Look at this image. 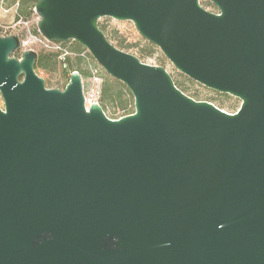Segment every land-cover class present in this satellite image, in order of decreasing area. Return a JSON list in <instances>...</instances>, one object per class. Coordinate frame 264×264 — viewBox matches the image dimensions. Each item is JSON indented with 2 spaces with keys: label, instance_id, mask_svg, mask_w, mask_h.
I'll return each mask as SVG.
<instances>
[{
  "label": "water",
  "instance_id": "water-1",
  "mask_svg": "<svg viewBox=\"0 0 264 264\" xmlns=\"http://www.w3.org/2000/svg\"><path fill=\"white\" fill-rule=\"evenodd\" d=\"M36 0L38 32L83 46L133 97L108 118L74 70L46 88L0 36V264H264V0ZM131 21L228 113L109 42Z\"/></svg>",
  "mask_w": 264,
  "mask_h": 264
},
{
  "label": "rangeland",
  "instance_id": "rangeland-1",
  "mask_svg": "<svg viewBox=\"0 0 264 264\" xmlns=\"http://www.w3.org/2000/svg\"><path fill=\"white\" fill-rule=\"evenodd\" d=\"M199 2L204 9L218 12L210 0H199ZM12 3L13 0L7 2L5 0L0 4V36L13 35L19 39V47L11 54L15 58L19 59L21 53L28 49L34 50L41 56L42 65L34 66V71L44 80L46 88L63 89L70 73L76 70L81 75L83 94L87 103H98L108 118L118 119L134 111L133 97L127 87L108 75L79 43L73 40L60 42V46L69 52L66 69L58 58L55 62L52 61L48 54H55L56 51L44 47L38 41L42 35L37 30L39 16L34 11V0H24L18 7L12 6ZM98 25L103 29L109 42L117 48L135 55L143 63L165 68L174 84L189 97L210 102L228 113H234L239 108L240 99L206 88L179 72L155 44L138 34L131 21L102 17L98 20ZM103 90L104 98L101 100ZM0 106H3L1 95Z\"/></svg>",
  "mask_w": 264,
  "mask_h": 264
},
{
  "label": "built area",
  "instance_id": "built-area-1",
  "mask_svg": "<svg viewBox=\"0 0 264 264\" xmlns=\"http://www.w3.org/2000/svg\"><path fill=\"white\" fill-rule=\"evenodd\" d=\"M5 0H0V4H3ZM19 1L20 0H14V6L18 7L19 5ZM4 12H7L8 10H3ZM39 19V17H38ZM38 41L46 48L51 49V50H55L58 53V59L60 61V63L63 65V67H66V57L68 56L69 52L65 49L62 48L60 45V42H50L48 40H46L44 37H40L38 39ZM85 103L86 105H89L90 103L93 102H89L87 103V99L85 98Z\"/></svg>",
  "mask_w": 264,
  "mask_h": 264
},
{
  "label": "trees",
  "instance_id": "trees-1",
  "mask_svg": "<svg viewBox=\"0 0 264 264\" xmlns=\"http://www.w3.org/2000/svg\"><path fill=\"white\" fill-rule=\"evenodd\" d=\"M22 1H24V0H20L19 1V5L18 6H20V4H21V2ZM35 2H36V0H34V4H35ZM21 18V17H20ZM99 26V28L101 29V30H103L101 27H100V25H98ZM61 44V43H60ZM49 55V57H51V59H52V61H54L55 62V60H56V58H58V53L57 52H55V54H48ZM41 56L39 55V54H37V57H36V60H35V64H34V66L36 67V66H40V65H42V64H40V60H41V58H40ZM68 62H69V59H68V56L66 57V67H63L64 69H66L67 67H68ZM70 76V75H69ZM175 86H177L176 84H175ZM177 88H178V86H177ZM104 98V90H103V94H102V97H101V100Z\"/></svg>",
  "mask_w": 264,
  "mask_h": 264
},
{
  "label": "crops",
  "instance_id": "crops-1",
  "mask_svg": "<svg viewBox=\"0 0 264 264\" xmlns=\"http://www.w3.org/2000/svg\"><path fill=\"white\" fill-rule=\"evenodd\" d=\"M6 2H7V0H6ZM12 6H14V0H13V3H12Z\"/></svg>",
  "mask_w": 264,
  "mask_h": 264
}]
</instances>
